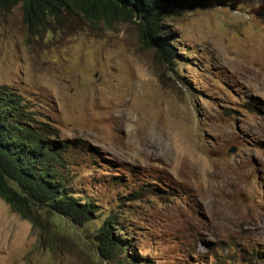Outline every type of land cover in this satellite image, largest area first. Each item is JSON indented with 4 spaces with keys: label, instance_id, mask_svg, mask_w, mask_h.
Masks as SVG:
<instances>
[{
    "label": "rangeland",
    "instance_id": "obj_1",
    "mask_svg": "<svg viewBox=\"0 0 264 264\" xmlns=\"http://www.w3.org/2000/svg\"><path fill=\"white\" fill-rule=\"evenodd\" d=\"M162 6L172 62L134 22L66 15L36 35L2 12L0 86L67 147L68 192L117 220L136 264H264V0ZM34 216L0 198V264L131 260L102 258L96 223Z\"/></svg>",
    "mask_w": 264,
    "mask_h": 264
},
{
    "label": "trees",
    "instance_id": "obj_2",
    "mask_svg": "<svg viewBox=\"0 0 264 264\" xmlns=\"http://www.w3.org/2000/svg\"><path fill=\"white\" fill-rule=\"evenodd\" d=\"M174 0H0V13L21 7L24 22L34 34L46 25L59 22L66 15H83L90 21H130L136 24L140 38L160 57L172 62L176 54L164 31L167 10L162 4ZM43 126H38L22 96L7 86H0V198L13 212L36 224L37 210L57 219L85 227L96 223L89 238L94 240L103 259L119 254L136 264L128 241L116 236L113 217L93 222L98 209L91 202L80 203L68 192L67 147L56 144ZM99 217V216H98ZM116 221V222H115ZM100 223V224H98ZM120 229H118V232ZM121 233L119 232V235ZM130 251L133 254H130ZM214 264H221L214 262Z\"/></svg>",
    "mask_w": 264,
    "mask_h": 264
}]
</instances>
